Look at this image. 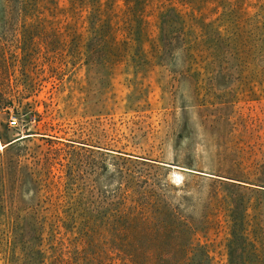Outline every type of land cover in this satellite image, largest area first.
<instances>
[{"label": "rangeland", "instance_id": "obj_1", "mask_svg": "<svg viewBox=\"0 0 264 264\" xmlns=\"http://www.w3.org/2000/svg\"><path fill=\"white\" fill-rule=\"evenodd\" d=\"M0 264H264V0H0Z\"/></svg>", "mask_w": 264, "mask_h": 264}, {"label": "built area", "instance_id": "obj_2", "mask_svg": "<svg viewBox=\"0 0 264 264\" xmlns=\"http://www.w3.org/2000/svg\"><path fill=\"white\" fill-rule=\"evenodd\" d=\"M9 124L12 127H16L19 124V121H18L17 117H11L10 120H9Z\"/></svg>", "mask_w": 264, "mask_h": 264}, {"label": "trees", "instance_id": "obj_3", "mask_svg": "<svg viewBox=\"0 0 264 264\" xmlns=\"http://www.w3.org/2000/svg\"><path fill=\"white\" fill-rule=\"evenodd\" d=\"M169 22H170V21L167 22V25H168V28L171 29V28H173L174 26L170 25Z\"/></svg>", "mask_w": 264, "mask_h": 264}]
</instances>
